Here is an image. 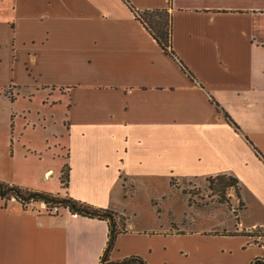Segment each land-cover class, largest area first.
Returning a JSON list of instances; mask_svg holds the SVG:
<instances>
[{
  "label": "crops",
  "instance_id": "0c3cea01",
  "mask_svg": "<svg viewBox=\"0 0 264 264\" xmlns=\"http://www.w3.org/2000/svg\"><path fill=\"white\" fill-rule=\"evenodd\" d=\"M130 6L169 11L176 59ZM7 90L65 107L53 140L64 147L68 186L61 170L59 190L34 177L24 188L126 215V181L238 179L233 231L128 220L113 262L264 256L262 239L246 235L264 229V0H0V97ZM107 241L105 221L0 199V264H100Z\"/></svg>",
  "mask_w": 264,
  "mask_h": 264
},
{
  "label": "rangeland",
  "instance_id": "374dc122",
  "mask_svg": "<svg viewBox=\"0 0 264 264\" xmlns=\"http://www.w3.org/2000/svg\"><path fill=\"white\" fill-rule=\"evenodd\" d=\"M41 104V98L31 100L9 90L0 97V179L3 183L24 187L23 183L34 177L38 187L43 189L48 183L59 190L65 153L64 147L53 138L60 137L65 107L48 104L44 108ZM43 118L45 124H42ZM49 169L52 172L45 181V172ZM122 184L125 198L131 204L130 212L126 215L116 212L125 230L128 220L154 229L169 224L173 227L183 223L185 226L215 223L223 227L230 225V231L240 222L242 204L238 202L236 191L228 190L227 204L220 205L216 178H176L147 186H136L129 181ZM257 232L263 235L264 229Z\"/></svg>",
  "mask_w": 264,
  "mask_h": 264
},
{
  "label": "trees",
  "instance_id": "16d2710c",
  "mask_svg": "<svg viewBox=\"0 0 264 264\" xmlns=\"http://www.w3.org/2000/svg\"><path fill=\"white\" fill-rule=\"evenodd\" d=\"M130 9L134 13L136 19L140 21L146 30L150 32L164 52L176 59L172 48V17L169 14V11H141L137 10L133 6H130ZM180 64L183 70L193 78L188 69L181 62ZM68 179L69 168L65 165L60 176V181L64 188L68 186ZM216 179L219 184L217 192L220 199V205L227 204L226 192L230 189H234L239 197L240 186L237 178H234L233 176L221 175L216 177ZM0 199L6 202L15 200L22 204L25 208H28V206L32 204H44L46 212L50 215H53V209L57 208L59 212L61 210H68L73 215L105 221L108 224V241L106 249L100 259V264H148L145 260L138 256H132L118 262H113L111 260V255L115 248L118 236L126 232L124 224H121L119 221L118 213L113 209H99L68 197H61L59 194L54 195L33 191L28 188L3 182H0ZM246 235L261 238L262 245L264 246V234L262 235L256 230ZM251 264H264V256L256 258Z\"/></svg>",
  "mask_w": 264,
  "mask_h": 264
},
{
  "label": "built area",
  "instance_id": "2783aa9c",
  "mask_svg": "<svg viewBox=\"0 0 264 264\" xmlns=\"http://www.w3.org/2000/svg\"><path fill=\"white\" fill-rule=\"evenodd\" d=\"M58 213H59V210H58L57 208H54L53 211H52V214H53V215H56V214H58Z\"/></svg>",
  "mask_w": 264,
  "mask_h": 264
}]
</instances>
